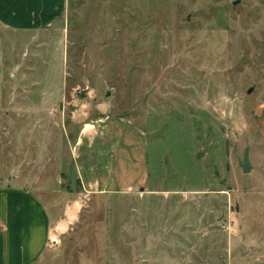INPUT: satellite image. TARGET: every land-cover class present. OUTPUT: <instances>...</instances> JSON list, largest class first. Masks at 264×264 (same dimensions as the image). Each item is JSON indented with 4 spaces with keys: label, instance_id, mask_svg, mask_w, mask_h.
<instances>
[{
    "label": "rangeland",
    "instance_id": "374dc122",
    "mask_svg": "<svg viewBox=\"0 0 264 264\" xmlns=\"http://www.w3.org/2000/svg\"><path fill=\"white\" fill-rule=\"evenodd\" d=\"M73 114L142 130L148 191L94 197L58 263L264 264V0H70L0 29V176L79 191Z\"/></svg>",
    "mask_w": 264,
    "mask_h": 264
},
{
    "label": "crops",
    "instance_id": "0c3cea01",
    "mask_svg": "<svg viewBox=\"0 0 264 264\" xmlns=\"http://www.w3.org/2000/svg\"><path fill=\"white\" fill-rule=\"evenodd\" d=\"M69 3L0 0V29H48L67 13ZM71 117L68 137L73 176L81 189L69 191L61 181L66 177L63 173L55 187L19 168L15 174L0 176V264H63L58 261L62 260L64 238L81 223L83 211L94 197L148 191L143 189L148 182V142L139 127L128 118L110 114L92 123L74 118L76 114ZM79 259L80 264L112 261L110 255L98 252ZM233 259L226 264H235Z\"/></svg>",
    "mask_w": 264,
    "mask_h": 264
},
{
    "label": "water",
    "instance_id": "95a60500",
    "mask_svg": "<svg viewBox=\"0 0 264 264\" xmlns=\"http://www.w3.org/2000/svg\"><path fill=\"white\" fill-rule=\"evenodd\" d=\"M244 168H245V170H248V166H249V158H248V154L246 155V158H245V163H244ZM149 252H150V249H148V250H144V254H145V257L149 254Z\"/></svg>",
    "mask_w": 264,
    "mask_h": 264
}]
</instances>
